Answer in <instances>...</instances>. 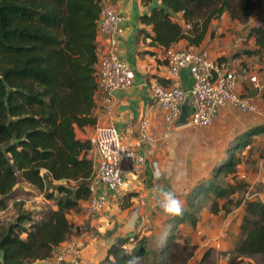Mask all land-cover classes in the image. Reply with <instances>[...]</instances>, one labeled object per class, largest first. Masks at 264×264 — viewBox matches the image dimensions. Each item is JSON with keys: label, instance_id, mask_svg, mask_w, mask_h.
<instances>
[{"label": "trees", "instance_id": "1", "mask_svg": "<svg viewBox=\"0 0 264 264\" xmlns=\"http://www.w3.org/2000/svg\"><path fill=\"white\" fill-rule=\"evenodd\" d=\"M104 1L109 0H0V211L10 202L14 214L0 222V264H43L57 245L79 230L69 215L78 213L90 197L92 144L79 132L96 127L95 111L101 107L97 67L103 52L98 39ZM139 2L147 9L139 22L151 29L138 33L164 50L182 40L198 47L208 24L222 15L244 23L264 13V0ZM177 14L181 21L174 20ZM247 38L253 47L240 54L264 61V23L248 26ZM238 56L220 60L230 63ZM258 135H264L262 123L240 128L227 141L212 176L187 192L183 215H169L162 235L154 239L140 233L116 237L100 264H127L133 256L139 257V264H217L220 250L210 245L193 262L198 245L176 234L180 224L197 226L192 200L200 196L210 199L211 215H228L231 205L243 210L227 264H264V202L257 197L234 199L247 186L235 175L241 152ZM219 174L230 176V182H216ZM34 191L43 205L24 208L18 197ZM167 234L159 244L160 236Z\"/></svg>", "mask_w": 264, "mask_h": 264}, {"label": "crops", "instance_id": "2", "mask_svg": "<svg viewBox=\"0 0 264 264\" xmlns=\"http://www.w3.org/2000/svg\"><path fill=\"white\" fill-rule=\"evenodd\" d=\"M109 1L112 2L122 18V32L118 36L119 57L134 71L135 79L130 88L113 93L111 105L105 106L100 103V110L96 109L95 111L97 117L96 127L113 126L117 130L122 142L138 151L144 157V165L138 177H125L123 188L119 193L107 192L101 185L96 187V194L107 198V206L95 218L88 219L85 216V203L80 204L81 208L78 213H70V221L76 225L87 223L89 227V231L85 234L74 232L70 236L80 246L81 264H100L101 259L99 257L108 250L116 237L128 236L133 233L150 235L151 231L156 227L157 222L169 216L164 214L158 206L161 194L164 191H171L184 204L187 192L196 184L192 180L185 179L186 176L183 171L179 169L178 165L174 164L175 153H173L171 145L172 141H175L173 135L175 131L168 137L161 138L164 132L163 115L151 97L147 81L155 77L160 78L163 84H167L168 74L164 60L165 50L158 46H151L149 44L150 40L138 33V30L141 28L146 31L151 29L150 27L141 25L139 22V16L145 13L147 9L140 4L139 0ZM226 16L222 15L219 20L211 21L208 24L206 36L198 47L188 46L183 40L172 47L193 51H203L204 47V51L208 52L212 59L217 60H220V57L227 58L231 55L237 56L238 54L237 60L230 62V65L233 68H239V75L245 73L247 75V72L250 73L248 75L256 74L262 84L261 88H255L247 80L240 77L238 92L240 95L248 97L258 104L260 103V99L264 97V61L260 62L258 59L240 54L239 51L242 49L253 47L252 39L247 38L248 27L245 29L244 26H240L239 31H237L231 25V22L236 21H231ZM217 21L221 22L219 24L221 28L217 29L215 35L212 36L210 28ZM245 41L247 43H244ZM98 44L101 51H105L107 39L101 36L98 39ZM179 83L184 90H188L191 86V79L184 70L180 72ZM231 117L235 120L240 119L241 121L245 119L230 108H222L213 122L222 123V128L225 129V124L234 121ZM143 119L148 121L146 130L152 139L151 143L142 140L140 137V125ZM245 125L237 123V125L233 124V127L234 129H240ZM96 127L84 129L83 132H79V137L91 139ZM233 131L226 139L229 140L234 135ZM251 143L252 146L255 145L254 142ZM252 151L253 149L241 152V164L238 166L248 168V164L246 163L253 158ZM89 156L95 164L97 157L93 146L89 152ZM260 164L262 165L260 166ZM257 169L258 175L255 178H252L250 170L247 173L241 174V176L238 175V171L235 173L236 178L247 185V191L252 190L251 185L256 181L264 184V161H257ZM178 175L180 179H177ZM260 187L263 188L261 185ZM252 194L253 197H257V199L264 202L263 193L256 191ZM129 204L128 208H123ZM133 208H137L138 211L134 212ZM114 217H117L116 221L112 223V227H108ZM115 224L117 225L115 233L109 237L105 236ZM203 225V221L198 222L196 226L198 234L204 232ZM208 240H206L207 242L202 241L200 243L198 238H193V243L199 244L195 251L199 253L198 258L202 255L205 249L204 246L211 245L221 251L232 249V244L227 243L223 237L215 243H212L214 241L213 237L210 241ZM226 257H220L217 264H227ZM241 264H249V261L243 260Z\"/></svg>", "mask_w": 264, "mask_h": 264}, {"label": "built area", "instance_id": "3", "mask_svg": "<svg viewBox=\"0 0 264 264\" xmlns=\"http://www.w3.org/2000/svg\"><path fill=\"white\" fill-rule=\"evenodd\" d=\"M121 22L122 18L115 6L109 1H104L100 12L99 33L107 39V48L100 55L97 75L100 103L105 106L111 105L114 92L130 88L135 79L134 71L119 57L118 36L122 32ZM164 60L168 74L167 84H163L155 77L147 81L151 97L163 115L164 132L161 138L168 137L176 131L173 126L179 118L181 104L186 96L190 107L186 127L209 126L222 108L233 109L242 115L258 112L252 99L238 92L240 77L255 88H261L262 84L256 74L239 75L240 72L228 61L212 59L204 50L193 51L171 47L165 50ZM183 70L191 79L188 90H184L179 83V75ZM147 124V120L141 121L140 137L151 143L152 139L146 130ZM90 141L97 160L93 165L89 185L90 197L85 202L84 212L88 219H93L107 206V198L97 195L96 187L101 185L107 192L119 193L123 188L125 177H138L141 174L144 157L122 143L113 126L96 127ZM133 211L138 210L133 208ZM88 231V224L83 223L79 225L77 233L85 234ZM43 264H81L80 246L69 237L53 249L50 257Z\"/></svg>", "mask_w": 264, "mask_h": 264}, {"label": "rangeland", "instance_id": "4", "mask_svg": "<svg viewBox=\"0 0 264 264\" xmlns=\"http://www.w3.org/2000/svg\"><path fill=\"white\" fill-rule=\"evenodd\" d=\"M228 17V16H226ZM229 18V17H228ZM174 20L181 21L180 15H174ZM230 20V19H229ZM232 21V20H231ZM236 22H231L232 28L237 29L239 31V27L244 26L246 29L250 25H255L258 23H264V13H261L257 15L256 17H252L249 20H247L244 23H240L237 20ZM228 23V22H225ZM220 21L215 22L213 25H211L210 34L212 36L215 35V31L221 26ZM235 24V26H233ZM184 29L185 28L184 26ZM233 31V30H230ZM232 34H234L232 32ZM244 43H247L246 41ZM204 50V47H203ZM255 103V102H254ZM256 108L258 110L255 114L250 115H242L244 117V121H241L240 119H233L231 117L232 121L231 123L225 124V129L222 128V123L220 122H213L207 127H184L179 130H176L174 132L175 141H172V150L173 153H175V165L179 166V169L183 171L185 174V179L192 180L194 183L208 179L212 176V168L215 164V162L224 156L226 151V144L227 140L226 137L230 135V133L233 131V133L238 132L240 129H234L233 124L237 125V123L245 124H253V123H262L264 124V97L260 99V103L256 104ZM238 113V112H237ZM232 134V133H231ZM225 137V138H224ZM226 139V140H225ZM254 139V140H253ZM251 141L254 142L253 146V158L246 164H248V168H241L238 166L236 167V171H238V175L241 176L243 173L251 172L252 178H255L256 175H258V169H257V161L262 160L264 161V135H258L255 136ZM122 142V140H121ZM123 143V142H122ZM252 143L250 142L249 145H247L243 150H248L249 146H251ZM245 155V154H244ZM253 164V165H252ZM252 165V166H251ZM246 166V165H245ZM182 173V175H183ZM177 179H180V176L178 175ZM216 182L220 184H224L226 181L230 182V176H223L222 174L218 175V178L215 179ZM251 181V180H249ZM260 185L264 188V184L256 181L254 182L252 186V190L247 191L243 190V193H236L234 195V199H238L239 197H245L248 199L249 196L253 192L259 191L264 194V189L260 187ZM22 190H27L28 187L26 185L21 187ZM30 189V188H29ZM189 190V189H188ZM245 192V193H244ZM18 199L22 200L24 203V208L27 209H36L43 205V201L41 198V195L37 194L35 191L32 192V196L29 195H23L19 196ZM264 201V196H263ZM222 202V201H221ZM192 204L197 208V211L195 212V215L198 217L199 221L204 222V232H201L200 234L197 233L196 227L191 228L187 224H180L176 229L177 236L188 239L190 242H193V238H198L200 240V243L202 241L207 242L206 240L213 237L214 241L212 243H215L218 239H221L222 237L225 239L227 243L233 244L234 241L237 240L239 237V222L240 217L242 215V208H234L233 205L228 206L230 209V213L228 215H209L207 209L210 205V199H206L203 197L194 198L192 200ZM186 205V201L183 204V206ZM130 206L127 205L123 207L124 209L128 208ZM106 208V207H105ZM123 209V210H124ZM131 212V211H130ZM13 209L11 207V203H8V208L5 211H0V222H5L8 220H11L13 218ZM117 217H114L111 224L108 225V227H112V223L116 221ZM166 219L157 222L156 227L154 230L151 231L149 238H155L157 235H162V227L163 222ZM174 228H171L169 230V233H171ZM200 229V228H199ZM202 231V229H200ZM167 236H160L159 244H164ZM152 239V240H153ZM199 245V244H198ZM208 245V243H207ZM208 246H204V248H207ZM219 250V249H218ZM221 251V250H220ZM231 251L230 249L227 251H221L223 256L228 257V252ZM199 253L195 252V255L193 256L192 261L197 262ZM226 257V258H227Z\"/></svg>", "mask_w": 264, "mask_h": 264}, {"label": "clouds", "instance_id": "5", "mask_svg": "<svg viewBox=\"0 0 264 264\" xmlns=\"http://www.w3.org/2000/svg\"><path fill=\"white\" fill-rule=\"evenodd\" d=\"M159 208L163 211L164 214L181 216L183 215V204L176 197L175 193L171 191H164L161 194V199L158 202ZM127 264H139V257H130L127 261Z\"/></svg>", "mask_w": 264, "mask_h": 264}, {"label": "water", "instance_id": "6", "mask_svg": "<svg viewBox=\"0 0 264 264\" xmlns=\"http://www.w3.org/2000/svg\"><path fill=\"white\" fill-rule=\"evenodd\" d=\"M189 112H190V107H189L188 97L186 96L184 97L181 104V112L179 118L174 123L173 126L174 129L178 130L187 126ZM116 229H117V225L115 224L114 227L105 234V236L109 237L111 234L115 233ZM106 257H107V251L104 252L99 258L101 259V261H103Z\"/></svg>", "mask_w": 264, "mask_h": 264}]
</instances>
